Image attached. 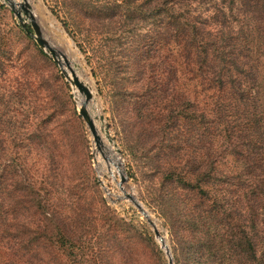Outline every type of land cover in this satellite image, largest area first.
<instances>
[{
  "label": "trees",
  "instance_id": "1",
  "mask_svg": "<svg viewBox=\"0 0 264 264\" xmlns=\"http://www.w3.org/2000/svg\"><path fill=\"white\" fill-rule=\"evenodd\" d=\"M129 3L81 12L88 19L124 18L109 40L119 59L108 60L115 78L123 72L132 76L131 91L122 87L115 103L129 121H149V134L160 125V185H175L179 195L193 199L190 208H166L180 264H264V0ZM48 8L76 40L81 33L68 27L60 11ZM77 46L83 50V44ZM130 101L133 111L127 116ZM158 101L160 112L136 111ZM20 130V123L10 122L8 131L0 130V157L5 151L14 156L5 167L22 166L20 150L29 144ZM173 196L166 192L165 198ZM26 203V214L40 209L41 219L18 223L0 202V243L18 251V262L46 264L64 239L78 242L76 224L83 222L70 225L58 218L54 226L46 225L47 205ZM23 204L14 202L15 208Z\"/></svg>",
  "mask_w": 264,
  "mask_h": 264
},
{
  "label": "rangeland",
  "instance_id": "2",
  "mask_svg": "<svg viewBox=\"0 0 264 264\" xmlns=\"http://www.w3.org/2000/svg\"><path fill=\"white\" fill-rule=\"evenodd\" d=\"M27 1L42 36L56 50L61 65L52 60L48 51L40 50L30 35L26 38L6 2L0 0V122L5 126L0 130L8 131V122L20 123L19 136L29 144L20 150L24 158L19 161L20 169L13 164L5 167L14 156L9 151L1 154L0 174L5 169L0 181L3 210L11 212L18 223L24 218L36 222L43 216L40 209L35 211L34 206L35 214L24 211L30 207L26 201H32L47 205L46 217L50 218L46 225L54 226L58 218L70 225L75 220L83 222L81 226L76 224L78 242L64 239L65 244L56 245L50 252L56 257H46V264H168L151 226L123 198L118 187L119 169L126 178L122 188L148 212L169 248L172 263L180 264L174 252L176 238L168 229L173 219L166 208L170 204L187 209L193 199L189 198V202L179 195L182 191L175 185L167 184L165 189L160 185V125L155 123L149 134V121H129L130 117H125L115 103L122 87L131 91L132 76L123 72L115 78V67L108 60L119 59V50L109 40L115 31L119 33L113 29L122 25L124 18L88 19L81 12L116 4L127 8L129 0ZM50 6L60 11L68 27L81 33L76 40L51 13ZM24 23L29 28V21ZM140 33L144 31L140 29ZM78 43L83 44V50ZM64 62L93 95L86 108L99 142L94 141L77 112L84 97L62 75V69L70 75ZM131 101L129 109L125 108L127 116L133 111ZM143 109L147 114L151 109L160 112V101L136 111ZM166 192L174 196L166 200ZM16 201L25 204L15 208ZM19 258L18 251L6 241L0 243V264H21Z\"/></svg>",
  "mask_w": 264,
  "mask_h": 264
},
{
  "label": "water",
  "instance_id": "3",
  "mask_svg": "<svg viewBox=\"0 0 264 264\" xmlns=\"http://www.w3.org/2000/svg\"><path fill=\"white\" fill-rule=\"evenodd\" d=\"M2 1L6 2L10 11L14 14L15 18L18 20L19 25L25 30V32L28 35H30L33 38V40L35 41L39 49L42 51H48L52 60L54 62H57L58 65H61V62H60V59H59V56L56 50L42 36L41 30L38 24L36 23V20L32 14V10H31L30 5L28 4V1L22 0L19 3L13 0H2ZM24 20L29 21V29L24 25L25 24ZM64 63L66 65V68L70 71V75L63 69L61 70L62 75L65 77L68 83L77 92H79V94H81L84 97V101L82 104H80L77 112L79 116L83 119L85 124L87 125L91 135L94 138V141L99 142V138H98V135L96 134V129L93 123V119L91 118L86 108V104L92 99L93 95L90 92L89 88L86 86V84L80 81L78 77L68 68L67 63L66 62ZM99 120L102 121L101 116L99 117ZM110 141L111 140L109 139V142ZM117 171L120 177L118 187L120 191L123 193V198L129 200L131 204L138 210V212L144 217L148 225L151 226L155 237L160 242L161 248L164 250L165 255L167 256L168 264H173L169 248L166 245L164 238L159 234L154 221L150 218V215L144 209V207L134 197H132L131 195H129L128 193L124 191V189L122 188V184L125 182L126 178L124 177L123 172H121L119 169H117Z\"/></svg>",
  "mask_w": 264,
  "mask_h": 264
},
{
  "label": "bare ground",
  "instance_id": "4",
  "mask_svg": "<svg viewBox=\"0 0 264 264\" xmlns=\"http://www.w3.org/2000/svg\"><path fill=\"white\" fill-rule=\"evenodd\" d=\"M117 171V170H116ZM118 173V172H117Z\"/></svg>",
  "mask_w": 264,
  "mask_h": 264
}]
</instances>
